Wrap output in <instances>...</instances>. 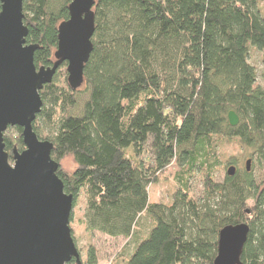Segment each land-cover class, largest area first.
<instances>
[{
  "label": "trees",
  "instance_id": "obj_1",
  "mask_svg": "<svg viewBox=\"0 0 264 264\" xmlns=\"http://www.w3.org/2000/svg\"><path fill=\"white\" fill-rule=\"evenodd\" d=\"M72 1L23 0L27 43L39 46L37 66L56 60L58 27ZM261 2L95 0L83 83H69L63 62L40 91L33 126L54 143L73 209L83 194L88 231L133 239V251L118 264H214L221 229L243 222L250 232L241 260L264 264V179L256 180L254 164L211 179L219 137L253 146L264 164V85L250 62L252 46L264 61ZM231 110L240 119L235 126ZM22 131L15 125L4 132L11 163L14 150L25 148ZM68 156L73 171L61 164ZM173 162L181 171L172 202H150L149 186ZM197 170L210 180L194 198L190 180ZM143 214L150 219L144 232ZM66 264H99L96 247Z\"/></svg>",
  "mask_w": 264,
  "mask_h": 264
},
{
  "label": "water",
  "instance_id": "obj_2",
  "mask_svg": "<svg viewBox=\"0 0 264 264\" xmlns=\"http://www.w3.org/2000/svg\"><path fill=\"white\" fill-rule=\"evenodd\" d=\"M0 264H66L81 260L70 226L75 197L65 191L52 157L54 143L41 139L33 122L43 100L40 91L52 82L63 62L74 87L84 81V69L93 51L95 0H73L69 18L58 27V48L52 66H37L38 44L27 43L23 0H0ZM235 126L239 116L228 114ZM20 126L25 148L9 160L4 132ZM251 158L246 169L251 170ZM231 165L227 173L234 175ZM248 223L229 224L219 234L214 264H243Z\"/></svg>",
  "mask_w": 264,
  "mask_h": 264
},
{
  "label": "rangeland",
  "instance_id": "obj_3",
  "mask_svg": "<svg viewBox=\"0 0 264 264\" xmlns=\"http://www.w3.org/2000/svg\"><path fill=\"white\" fill-rule=\"evenodd\" d=\"M261 9L264 12V0H262ZM250 62L256 67L258 73L257 84L264 85V61L263 53L260 49L252 46L250 50ZM214 143V150L211 152V161L213 162V170L211 179L222 181L227 175V170L231 165L243 171L246 167V160L252 158L254 175L257 181L264 179V164L259 161L258 154L253 146H248L239 142L235 138L219 137ZM61 164L67 171H73L76 163L72 156H68L61 160ZM181 168L176 162H173L165 171H163L157 182L149 186L150 202L171 203L174 193L179 188L177 174ZM210 177L203 170L194 172V176L190 180V195L198 198L203 195L206 189V183ZM249 203H252L249 201ZM85 199L84 195H80L76 206L73 209V218L70 226L73 229L76 243L80 249L83 258L87 256V249L90 245L96 247L99 264H118L122 258L127 257L134 248L133 239L124 236H110L102 232H90L86 229L82 222L84 217ZM143 220L140 230L147 231L150 219L147 214H143ZM145 226H147L145 228ZM145 235V233H144Z\"/></svg>",
  "mask_w": 264,
  "mask_h": 264
}]
</instances>
